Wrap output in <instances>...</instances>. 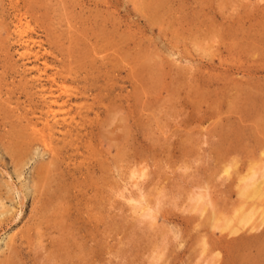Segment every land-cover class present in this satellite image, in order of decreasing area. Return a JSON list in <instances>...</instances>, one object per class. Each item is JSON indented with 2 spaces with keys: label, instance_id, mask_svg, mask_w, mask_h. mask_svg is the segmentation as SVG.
Returning a JSON list of instances; mask_svg holds the SVG:
<instances>
[{
  "label": "rangeland",
  "instance_id": "obj_1",
  "mask_svg": "<svg viewBox=\"0 0 264 264\" xmlns=\"http://www.w3.org/2000/svg\"><path fill=\"white\" fill-rule=\"evenodd\" d=\"M263 171L264 0H0V264H264Z\"/></svg>",
  "mask_w": 264,
  "mask_h": 264
},
{
  "label": "bare ground",
  "instance_id": "obj_2",
  "mask_svg": "<svg viewBox=\"0 0 264 264\" xmlns=\"http://www.w3.org/2000/svg\"><path fill=\"white\" fill-rule=\"evenodd\" d=\"M158 16V15H157ZM23 28V27H22ZM24 29V28H23ZM52 76H54V75H52ZM52 81V80H51ZM49 82V81H48ZM49 84H51V82L49 83ZM55 84V83H54ZM53 85V84H52ZM66 90H67V88H66ZM65 91V90H64ZM53 92V91H52ZM42 97H45V96H42ZM47 99V98H46ZM45 100V99H44ZM43 100V101H44ZM42 102V101H41ZM55 102H56V100H55ZM54 102V103H55ZM43 103V102H42ZM51 103V102H50ZM54 103H52L53 105H54ZM47 106H49L50 107V105H47ZM49 110H50V108H49ZM54 113V112H53ZM22 122V121H21ZM32 122V121H31ZM29 123V122H28ZM20 125H22V124H20ZM22 127V126H21ZM34 129V128H33ZM23 130V129H22ZM18 131H21V130H18ZM24 131H26V130H24ZM32 131V130H31ZM22 133H23V131H21ZM26 133V132H25ZM27 134V133H26ZM28 134H29V132H28ZM31 134V133H30ZM29 134V135H30ZM24 135V134H23ZM22 135V136H23ZM27 136V135H26ZM51 136V135H50ZM2 137V136H1ZM4 137V136H3ZM20 137V136H19ZM11 138V137H10ZM25 138V137H24ZM43 138V137H42ZM33 139H36V138H33ZM41 139V138H40ZM1 140H3V139H1ZM21 140H23V139H21ZM38 139H36V141H37ZM49 140V139H48ZM39 141V140H38ZM23 142V141H22ZM45 143H46V141H44ZM19 143V142H18ZM27 143V142H26ZM40 143V142H39ZM44 143V144H45ZM50 143V142H49ZM29 144V143H28ZM41 144V143H40ZM39 144V145H40ZM42 144H43V142H42ZM51 145H52V142L50 143ZM31 145V144H30ZM38 145V144H37ZM50 145V146H51ZM26 146V145H25ZM24 146V147H25ZM45 146V145H44ZM36 148L38 147V146H35ZM34 147V148H35ZM5 148V147H4ZM32 147H30V148H28L29 150L31 149ZM47 148V147H46ZM49 148V147H48ZM48 148L47 149H45V150H47V152H48ZM53 148V147H52ZM54 150H55V148H53ZM29 150H27L28 152H29ZM51 150V149H50ZM54 150H52V151H54ZM59 151V150H55V153H57V152ZM27 152V154H29ZM46 152V151H45ZM50 152V151H49ZM16 153V152H15ZM30 153H31V150H30ZM54 153V154H55ZM49 154V153H48ZM58 154V153H57ZM52 155V154H51ZM18 156V155H17ZM55 156H58V155H55ZM22 157V156H21ZM21 157H19V158H21ZM27 157V156H26ZM57 158V157H56ZM12 159V158H11ZM50 160H51V158H50ZM15 163V162H14ZM47 162H45V164H46ZM48 163H50L49 161H48ZM47 163V164H48ZM53 164L55 163V161L54 162H52ZM20 164V163H19ZM22 164V166L24 165L23 163H21ZM21 164H20V166H21ZM44 164V163H43ZM44 164V165H45ZM51 164V163H50ZM53 164H51V166H53ZM41 166V165H40ZM39 166V167H40ZM44 167H47V165L46 166H44ZM50 167V166H49ZM20 168V167H19ZM41 168V167H40ZM54 168V167H53ZM36 169V168H35ZM52 169V168H51ZM43 170H44V168H43ZM47 171H48V168H47ZM46 171V172H47ZM50 171V170H49ZM36 172H39V170L38 171H36ZM264 172V171H263ZM50 173H51V171H50ZM39 173H37V175H38ZM55 174V173H54ZM256 173L254 172V173H252V175L249 177V179H250V183H247L246 185H245V187L243 188V190H242V193H243V195L244 196H251V197H256V198H261L262 199V197H264V189H263V184H264V173H262V177H263V179H262V181L263 182H258L257 180H255V178H257L256 177V175H255ZM36 175V174H35ZM53 175V174H52ZM40 176V175H39ZM38 176V177H39ZM37 177V176H36ZM41 177V176H40ZM55 177V176H54ZM37 179V178H36ZM40 179V178H39ZM38 179V180H39ZM45 179V178H44ZM52 179V178H51ZM55 178H53V180H54ZM52 180V181H53ZM54 182V181H53ZM52 182V183H53ZM36 183H38L39 184V182H36ZM35 182H34V184H36ZM41 183V182H40ZM42 184V185H41ZM40 185H41V187L42 186H44L43 185V183H41ZM47 185V184H46ZM39 186V185H38ZM37 186V187H38ZM49 186L50 187H48V189H50L52 186L49 184ZM41 187H40V189H41ZM40 189H39V192H40ZM46 189V188H45ZM38 190V189H37ZM53 191V190H52ZM38 192V191H37ZM46 192H47V190H46ZM50 192H51V189H50ZM44 194H46L45 192H43ZM39 195H37L38 197L41 195V193H38ZM43 194V195H44ZM35 195V194H34ZM46 196V195H45ZM42 197V196H41ZM45 198V197H44ZM49 198V197H48ZM58 198V197H57ZM250 198V197H249ZM39 199V198H38ZM50 199V198H49ZM54 200V199H53ZM52 200V202H54ZM47 203V202H46ZM49 203V202H48ZM56 205V204H55ZM4 210V209H3ZM44 211V210H43ZM1 212V211H0ZM255 212V211H254ZM4 213H6V212H4ZM244 214H246V213H244ZM254 214L253 213H248L247 215H242L241 216V223H243L244 225H246V223H249V221H251V219H252V216H253ZM237 229H235L234 231H236ZM10 241H11V239H10ZM12 246V245H11ZM8 260V259H7ZM7 262H9V261H7Z\"/></svg>",
  "mask_w": 264,
  "mask_h": 264
}]
</instances>
